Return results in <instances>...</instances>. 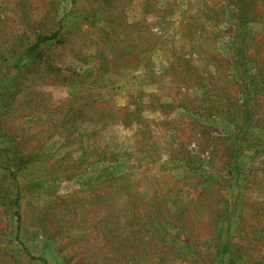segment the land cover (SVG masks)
Instances as JSON below:
<instances>
[{
	"label": "rangeland",
	"instance_id": "374dc122",
	"mask_svg": "<svg viewBox=\"0 0 264 264\" xmlns=\"http://www.w3.org/2000/svg\"><path fill=\"white\" fill-rule=\"evenodd\" d=\"M0 264H264V0H0Z\"/></svg>",
	"mask_w": 264,
	"mask_h": 264
},
{
	"label": "trees",
	"instance_id": "16d2710c",
	"mask_svg": "<svg viewBox=\"0 0 264 264\" xmlns=\"http://www.w3.org/2000/svg\"><path fill=\"white\" fill-rule=\"evenodd\" d=\"M51 38H53V37H42V36H39V37H38V43L35 44L34 46H32V48L30 49V51L35 52L36 49L40 48V45H41V44L43 45L44 42L49 41ZM42 40H44V42H42ZM37 45H38V46H37ZM42 45H41V46H42Z\"/></svg>",
	"mask_w": 264,
	"mask_h": 264
}]
</instances>
